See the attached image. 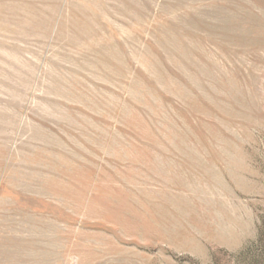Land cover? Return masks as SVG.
I'll return each mask as SVG.
<instances>
[{
    "label": "rangeland",
    "instance_id": "374dc122",
    "mask_svg": "<svg viewBox=\"0 0 264 264\" xmlns=\"http://www.w3.org/2000/svg\"><path fill=\"white\" fill-rule=\"evenodd\" d=\"M0 264H264V0H0Z\"/></svg>",
    "mask_w": 264,
    "mask_h": 264
}]
</instances>
